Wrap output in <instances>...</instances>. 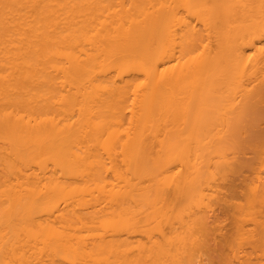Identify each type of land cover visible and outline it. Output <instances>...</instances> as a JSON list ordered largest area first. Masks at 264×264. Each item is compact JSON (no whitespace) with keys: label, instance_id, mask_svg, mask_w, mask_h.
Here are the masks:
<instances>
[{"label":"bare ground","instance_id":"obj_1","mask_svg":"<svg viewBox=\"0 0 264 264\" xmlns=\"http://www.w3.org/2000/svg\"><path fill=\"white\" fill-rule=\"evenodd\" d=\"M219 247L264 264V0H0V264Z\"/></svg>","mask_w":264,"mask_h":264},{"label":"rangeland","instance_id":"obj_2","mask_svg":"<svg viewBox=\"0 0 264 264\" xmlns=\"http://www.w3.org/2000/svg\"><path fill=\"white\" fill-rule=\"evenodd\" d=\"M227 237L229 238V235H228ZM225 239H227V238H225ZM225 239H223L222 241H225ZM222 241H221V242H222ZM222 243H223V242H222ZM220 246L222 247V244H221ZM221 247H219V249H220ZM224 247H225V246H224ZM221 249H223V248H221ZM221 249H220V250H221ZM224 249H226V248H224ZM220 250L217 252V254L215 253V254H216V256H215V261H218L217 264H220L221 262L219 263V261H221V260H222V262H223V257L225 258V257L227 256V254H225L224 256H221L223 253H225V252H227V251L224 252V250H223V252H222V250H221V251H220ZM218 254H219V257H218ZM220 254H221V255H220ZM214 264H216V263H214Z\"/></svg>","mask_w":264,"mask_h":264}]
</instances>
